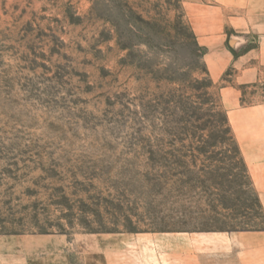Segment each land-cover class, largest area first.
<instances>
[{"label":"rangeland","instance_id":"obj_1","mask_svg":"<svg viewBox=\"0 0 264 264\" xmlns=\"http://www.w3.org/2000/svg\"><path fill=\"white\" fill-rule=\"evenodd\" d=\"M218 5L0 0V264H89L103 236L264 231L222 101L233 72L213 79L197 34ZM242 90L264 102V82Z\"/></svg>","mask_w":264,"mask_h":264},{"label":"crops","instance_id":"obj_2","mask_svg":"<svg viewBox=\"0 0 264 264\" xmlns=\"http://www.w3.org/2000/svg\"><path fill=\"white\" fill-rule=\"evenodd\" d=\"M214 1L219 5L198 17L197 34L216 52L207 60L213 79L233 72L221 88L222 101L264 206V102L242 100V87L264 82V0ZM99 241L90 250L96 262L89 264H264V231L122 234Z\"/></svg>","mask_w":264,"mask_h":264}]
</instances>
